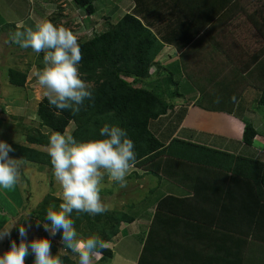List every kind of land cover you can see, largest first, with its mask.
Instances as JSON below:
<instances>
[{
    "label": "crops",
    "instance_id": "obj_1",
    "mask_svg": "<svg viewBox=\"0 0 264 264\" xmlns=\"http://www.w3.org/2000/svg\"><path fill=\"white\" fill-rule=\"evenodd\" d=\"M20 1L0 0V4L17 9ZM58 1L61 0L43 3ZM107 1L111 5L109 11L105 14L98 11L106 27L95 26L92 33L102 32L134 9L137 18L160 43L149 78L138 82L159 93L172 106L150 121L149 127L156 137L165 146L178 139L264 162V102L261 101L264 100V0ZM43 12L52 11L43 9ZM29 16L15 22L28 25L25 22L30 21ZM90 16L96 17V10ZM10 18L14 19L12 15ZM11 19H4L5 23H11ZM0 20L1 25L4 21L1 15ZM184 83L188 84L181 87ZM217 97L219 103L215 102ZM246 123L256 130L251 144L242 140ZM195 150L184 143H174L170 149L197 157ZM203 154L207 152L203 150ZM158 161L157 170L161 172L164 168L170 174L164 171L155 175L134 167L127 176L126 180L140 181L136 186L140 191L127 203L126 210H121L133 213L135 219L120 224L118 233L111 239L112 247L106 245L112 250L111 257L102 264H137L159 203L167 205L162 207L166 212L185 218L160 222V235L156 239L161 244L158 258L164 255L163 261H158L160 264L185 260L193 264L198 259H207L206 264H210L214 256L202 244L229 241L220 228L212 226L220 223L215 220L219 209L218 200L214 199L219 191L215 180L220 175L223 183L227 182L230 173L173 156L162 155ZM197 223L201 226L196 228ZM188 226L194 232L197 229L202 232L201 241L205 242L195 245L192 237H184L182 230Z\"/></svg>",
    "mask_w": 264,
    "mask_h": 264
},
{
    "label": "trees",
    "instance_id": "obj_2",
    "mask_svg": "<svg viewBox=\"0 0 264 264\" xmlns=\"http://www.w3.org/2000/svg\"><path fill=\"white\" fill-rule=\"evenodd\" d=\"M72 2L89 14L94 12L93 0H72ZM135 13L137 11L133 9L116 24L110 25L102 32L92 33V36L85 40H79L83 57L79 71L81 78L92 85L94 99L86 100L79 112L65 110L58 114L43 96L37 103L36 115L40 127L47 128L49 131L46 133L40 130L29 131L26 133L27 143L48 146L49 136L54 132L65 133L70 124L73 125L70 134L78 141L99 138V130L104 124L117 125L125 129L128 138L134 142L137 158L134 167L145 169L147 173L159 175L164 171V174L168 172L164 168L161 172L157 170L160 169L158 158L162 155L187 159L229 172L227 182L223 183L220 175L215 180L219 190L214 196L219 205L215 220H219L220 223L212 226L220 228L221 232L229 237V241L206 244L205 240L201 241L204 238L203 233L198 229L194 232L193 227L190 226L182 230L183 235L192 237V244L204 243L202 246H206L207 251L209 249L214 256L210 264H264V162L210 150L211 148L178 139H172L165 146L156 137L149 127L150 121L165 114L172 106L160 94L138 84L149 76L153 58L161 46L156 36L137 18ZM8 78L11 84L22 87L25 85L27 73L10 68ZM261 101L264 102V100ZM255 135L256 130L250 123H246L243 130V142L251 144ZM174 143H184L194 150L202 148L207 154H203L201 150H195V155L198 156L193 157L190 156L189 151L188 155L172 152L170 149ZM11 146L14 151H11L10 155L51 166L49 155L37 148L18 143H11ZM206 197L209 198V196ZM61 202L62 198L49 192L30 212L28 221L24 222V218L21 220L28 228L29 242L33 238L47 236L51 240L52 253L60 255L63 264H77L78 255L62 244V232L56 234V239L43 233L41 225L37 224L38 220L45 217L48 208L58 207ZM160 204L148 227L137 264H152V262L160 264L158 261H163L164 256L158 258L161 244H158L156 239L160 235V222H170L173 218L185 219L166 212L162 207L167 205ZM72 218L81 239L95 234L106 245L118 233L122 222L130 223L135 219L133 213L122 210H109L95 216L74 212ZM21 220L17 223H21ZM199 226L201 224H195L196 228ZM18 227L19 225L13 227L11 236L5 238V250L10 247L11 240L15 239L19 243ZM209 227L211 226L207 228ZM204 229L205 226H203ZM111 254L112 250L106 246L100 250V258L94 262L102 264L111 257ZM33 259L34 256L29 255L26 264H33ZM214 259L216 262H213ZM206 262L207 259L204 261L198 259L194 260L193 264H206ZM176 263L171 262V264ZM178 264H187V260Z\"/></svg>",
    "mask_w": 264,
    "mask_h": 264
},
{
    "label": "clouds",
    "instance_id": "obj_3",
    "mask_svg": "<svg viewBox=\"0 0 264 264\" xmlns=\"http://www.w3.org/2000/svg\"><path fill=\"white\" fill-rule=\"evenodd\" d=\"M4 44L44 54L43 67L34 72V77L50 107L58 114L65 110L79 112L86 100L94 99L92 85L81 78L82 51L79 37L73 31L51 20H42L35 27L17 25ZM215 102L219 103L220 98ZM134 148L126 130L117 125L104 124L99 138L83 141L70 133L54 132L49 136L48 155L53 175L62 188V202L58 207L48 208L44 220H38L37 224H42L52 237L62 232V244L78 255V264H94V258H99L106 244L95 234L79 238L72 214L95 216L110 210L101 199L102 181L107 175L121 188L127 187L126 177L137 162ZM11 151H14L12 146L0 140V188L3 189H12L21 179L24 162L9 156ZM30 216L31 213L25 214L23 221L27 222ZM24 222L0 228V240L10 237L17 225L20 237L19 243L11 240L10 247L0 254V264H26L29 255L34 256L33 264H63L60 255L52 253L49 237L28 241Z\"/></svg>",
    "mask_w": 264,
    "mask_h": 264
},
{
    "label": "rangeland",
    "instance_id": "obj_4",
    "mask_svg": "<svg viewBox=\"0 0 264 264\" xmlns=\"http://www.w3.org/2000/svg\"><path fill=\"white\" fill-rule=\"evenodd\" d=\"M44 1L21 0L18 3L19 6L17 9L15 7L8 9L4 3L0 4V8L2 7L0 15L1 17L3 16V20L11 19L10 15L14 18L13 20L11 19V23L7 24L4 20L0 25V140H4L10 145L11 143L26 144L48 154V146L32 145L26 141V133L29 131L40 130L45 133L49 131L47 128L40 127L36 115L37 103L43 97V90L34 77V72L43 67L44 54L35 53L30 48L22 49L15 44L6 45L4 41L9 38L10 33L17 30V25H20L15 20L18 18L20 21L26 18L28 14L30 16L27 20L30 19V21H24L28 23V25H23L24 28L35 27L42 20H51L54 24L64 26L75 32L79 40H85L92 36V32L94 31L92 28H95V26L102 29L106 27V23L103 22L102 16L99 17L100 13L98 11H101L102 14L103 10L105 14L106 11H109L111 5L108 4L109 2L107 0H94L93 5L97 16L92 17L83 8H80L81 10L78 7L74 8V5L69 0H61L58 3L47 2L46 4L43 3ZM43 9L52 12L45 14ZM84 20L86 21L84 22ZM10 68L22 70L27 73L24 86L19 87L9 82L8 69ZM173 77L175 79L176 74ZM147 78L149 77L142 80H146ZM162 79L160 78V80ZM187 84H181V87L182 85L185 87ZM72 129L73 125L70 124L66 128L65 133H70ZM9 156L20 159L10 155V152ZM23 162L21 179L18 184L12 189L0 188V228L23 219L25 214L30 213L49 192L56 197L62 198V188L56 181L52 167L49 164H40L26 160H23ZM139 184V180H127V187L121 188L118 182L112 181L105 175L102 181L101 199L110 210H126L127 203L131 202L135 194L140 191L136 188ZM44 218L39 221H43ZM41 229L43 233L50 236L44 230L42 224ZM78 237L81 238L79 233ZM5 238L0 240V254L6 251L4 245ZM107 244L112 247V241ZM96 259L98 258H94V260Z\"/></svg>",
    "mask_w": 264,
    "mask_h": 264
}]
</instances>
